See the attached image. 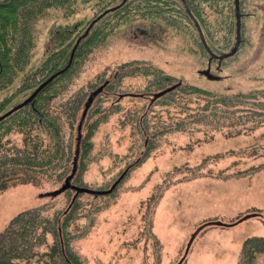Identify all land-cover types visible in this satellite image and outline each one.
Here are the masks:
<instances>
[{
    "label": "rangeland",
    "instance_id": "obj_1",
    "mask_svg": "<svg viewBox=\"0 0 264 264\" xmlns=\"http://www.w3.org/2000/svg\"><path fill=\"white\" fill-rule=\"evenodd\" d=\"M252 2L253 7L262 3ZM213 4L203 6V23L212 29V42L218 49L230 45L229 53L236 43V17L232 10L231 14L229 9L221 10L215 24ZM113 6V0H79L74 17L53 14L43 20L37 27L33 63L0 91V105L12 99L0 116L24 101L26 94L16 95L18 88L42 63L61 52L70 58L89 25ZM154 7L149 1L135 0L133 20L86 44L71 75L46 94L51 115L64 119V105L83 93L79 123L91 92L101 81L112 80L125 64L136 70L159 69L183 84L220 94L264 89V14L260 10L252 8L257 14L243 18L239 52L224 60L221 68L213 61L211 72L219 79L209 80L203 75L209 57L184 11L177 5L173 16L172 11L155 13ZM163 17H170L178 30ZM138 24L150 27L152 34L138 33ZM153 81L154 76L142 74L126 78L118 93L97 97L89 111L93 115L84 121L82 137L91 123L104 120L91 138V152L83 154L89 155L87 170L73 184L89 191L75 195L81 209L71 229L79 235L72 247L85 264H240L244 243L264 237V123L243 120L220 130L195 125L192 133L164 132L154 138L156 132L176 126V117L183 116L163 106L150 112L148 97L155 93L146 89ZM146 92L149 95L142 94ZM143 116L149 120L148 135L139 125ZM65 132H73L75 151L76 126L71 130L66 124ZM37 141L35 132L27 137L12 131L4 136L0 159L28 155L27 149L32 151ZM148 146L153 150L144 159ZM126 173L113 194L97 193L110 190ZM9 174L0 183L6 186L0 190V233L24 211L40 207L52 217L69 208L74 194L46 197L64 182L38 171L9 169ZM253 264H264V252L255 256Z\"/></svg>",
    "mask_w": 264,
    "mask_h": 264
},
{
    "label": "trees",
    "instance_id": "obj_2",
    "mask_svg": "<svg viewBox=\"0 0 264 264\" xmlns=\"http://www.w3.org/2000/svg\"><path fill=\"white\" fill-rule=\"evenodd\" d=\"M137 1L151 2L153 6H156L154 8L158 9L155 13H169V11L173 13V8L178 5L197 31L190 14L187 12L185 3L199 21L211 52L215 55H217V52L220 53L219 55H223L229 50L230 45L228 46V44L225 46L227 48L218 49V46L212 42L213 34L210 31L212 29L203 23V6L206 4L213 6L215 0ZM78 2L79 0H0V91L10 87L33 63L38 46V25L43 20L53 17V14L60 17H74L78 13ZM113 2L117 7L123 3V0H113ZM133 2L135 0H129L123 6L114 12H109L102 18L78 45L70 70L50 83L31 104L0 122V150L4 146L2 144L4 136L12 131L17 130L27 137H30L34 132L38 135V141L33 146V150L29 152V149H27L28 155L0 159V183L4 177L10 176V174L7 175L9 169L24 170L26 172L38 171L50 180L64 182V184L72 177L74 171L76 174L72 178V184H75V181L87 170V156L89 155L83 154L91 152L93 148L91 138L104 120H98L89 125L87 133L82 137L78 147V129L81 120L77 123V115L85 96L82 93L77 97L78 99L70 100L64 105L62 113L65 117L63 119L51 115L45 101L46 94L50 90L61 86V82L71 75L86 44L97 42L101 38L100 36L104 35V32H106L104 38L107 37L119 30L121 25L133 20ZM107 9L110 8H105L103 11ZM172 15L174 16V13ZM161 19L167 25L176 28L172 25L170 17ZM197 33L198 31L196 35L210 59V55L204 47L199 33ZM224 40L227 43L229 42L227 36H224ZM69 59V54L64 52L49 57L34 71L27 82H24L18 88L16 95L26 94L24 100L27 99L41 83L64 69L68 65ZM131 66L125 64L119 67L113 79L101 81V86L98 89L108 83L101 94L109 92L112 95L119 92L118 90L126 78L135 77L137 74L154 76V81L146 89V91L153 90L152 92L155 93L148 97L150 112H154L155 107L163 106L179 111L183 116V119L176 117V126L171 125L160 133L156 132L154 138L164 132L192 133L195 125L220 130L231 128L243 120H248V122L249 120H256L258 123H264V89L253 93L231 94L228 91V94H220L194 85L183 84L175 77L163 74L159 69L143 71L142 68L131 69ZM96 90L94 89L93 92ZM142 94L147 96L149 92ZM128 95L130 94L122 96L126 97ZM199 100H202V103ZM11 101L12 99L8 98L2 102L0 112L9 106ZM89 111L87 113L88 118L93 115ZM139 122V125L144 128L142 133L150 134L147 117L143 116ZM66 124L70 126L71 130L76 126L75 151L73 150V132H65ZM151 145H154L153 141ZM25 146H27V142ZM152 150V147L148 146L146 155L143 158H148ZM73 151L75 155H73ZM77 157L78 161L75 165ZM49 169H53L57 173L48 174ZM127 173L105 195L113 194L125 179ZM5 188V185L0 184V190ZM65 193L74 194L67 210L60 213L56 212L50 217L45 214L44 209L38 207L24 211L12 219L6 229L0 233V264H85L72 247L73 242L79 236L74 235L71 229L78 219L77 212L81 209L80 202L78 198H75L76 192L74 190H68ZM50 238L52 243L48 244ZM46 248L47 251H45ZM263 252L264 237L247 240L243 246L240 264H253L255 256Z\"/></svg>",
    "mask_w": 264,
    "mask_h": 264
},
{
    "label": "water",
    "instance_id": "obj_3",
    "mask_svg": "<svg viewBox=\"0 0 264 264\" xmlns=\"http://www.w3.org/2000/svg\"><path fill=\"white\" fill-rule=\"evenodd\" d=\"M129 0H123V3L117 7H114V8H111L109 9L108 11H106L105 13H103L101 16H99L97 19H95L88 27V29L86 30L85 34L82 35L78 41H77V44L76 46L74 47V49L72 50L71 52V56H70V59H69V63L68 65L62 69L61 71L53 74L49 79H47L46 81H44L43 83H41L39 85V87H37V89L27 98L25 99L22 103H20L19 105H17L16 107L12 108L10 111H8L7 113H5L4 115L0 116V122L3 121L4 119H6L7 117L11 116L12 114H14L15 112L23 109L24 107L28 106L29 104H31L36 98L37 96L50 84L52 83L57 77H59L60 75L62 74H65L68 70H70L72 64H73V61H74V56H75V52H76V49L78 47V45L81 43V41L83 39H85L90 31L92 30V28L102 19L104 18L109 12H114L115 10H117L118 8H120L121 6H123L124 4H126ZM186 9H187V12L190 14L196 28H197V31L200 35V38H201V41L202 43L204 44V47L206 48V50L208 51L209 55H210V59H209V62H208V68L203 72V75H205L209 80H218L219 78L214 76L211 72V69H212V62L217 59L219 61V68L222 64V62L226 59H229L233 56H235L239 50H240V46L242 44V14H241V9H240V0H235V12H236V20H237V24H236V43L233 47V49L229 52V53H226V54H223V55H215L211 52L209 46H208V43L205 39V36H204V33H203V29L199 23V21L196 19V17L191 13V11L187 8L186 4L184 3ZM108 83H105L102 87H100L98 90H96L95 92H93L89 98V101L85 107V110H84V114H83V117L81 119V122H80V126H79V129H78V147L80 146V143H81V140H82V129H83V124H84V121L86 119V116H87V113L88 111L90 110V108L92 107L95 99L104 91V88L107 86ZM77 161H78V157L76 158V161H75V165L77 164ZM76 172L74 171L73 172V175L72 177L67 181L66 184L62 185V187L55 191V192H52V193H49L48 195H46V197H56L60 194H63L64 192L68 191V190H74L75 192L77 193H84V192H87L89 190L87 189H84V188H79V187H75L73 184H72V178L75 176ZM116 187V186H115ZM114 187V188H115ZM113 188V189H114ZM98 194H101V195H105L106 192H97ZM253 216H256V215H253Z\"/></svg>",
    "mask_w": 264,
    "mask_h": 264
},
{
    "label": "flooded vegetation",
    "instance_id": "obj_4",
    "mask_svg": "<svg viewBox=\"0 0 264 264\" xmlns=\"http://www.w3.org/2000/svg\"><path fill=\"white\" fill-rule=\"evenodd\" d=\"M263 1L264 0H260V2H262V3L258 4L256 7H253L254 2H252V0H244L243 1L244 13L241 12L242 20H243V18H252V16L257 14V13L255 14L252 12L253 11L252 8L260 10L261 14H264V3H263ZM243 6H242L241 0H240V9H242ZM227 9L230 10V14H231V10H232L233 15L236 17L235 0H232V1H230V0H215V24L218 23V18H219L221 10H227ZM236 24H237V20H236ZM137 26H138V28H137L138 33L147 34V35L152 34L150 27L143 28V27H140V24H138ZM148 26H150V25H148ZM145 37H142V38H145ZM216 54L219 55L220 53L217 52ZM215 62H217V66H218L219 61L217 59H215ZM220 68H221V66H220ZM78 155H79V153H78Z\"/></svg>",
    "mask_w": 264,
    "mask_h": 264
}]
</instances>
